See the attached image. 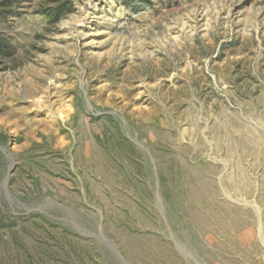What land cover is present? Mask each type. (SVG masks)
<instances>
[{
  "label": "rangeland",
  "instance_id": "obj_1",
  "mask_svg": "<svg viewBox=\"0 0 264 264\" xmlns=\"http://www.w3.org/2000/svg\"><path fill=\"white\" fill-rule=\"evenodd\" d=\"M0 146V264H264V0H0Z\"/></svg>",
  "mask_w": 264,
  "mask_h": 264
},
{
  "label": "water",
  "instance_id": "obj_2",
  "mask_svg": "<svg viewBox=\"0 0 264 264\" xmlns=\"http://www.w3.org/2000/svg\"><path fill=\"white\" fill-rule=\"evenodd\" d=\"M0 149L3 150L5 153L8 154V152H7V148H5L4 146H0ZM8 184H9V182H8V175H7V176L4 178V180H3L2 189H3L4 193H5V195H6L7 197L10 198L11 195H10V192H9V190H8ZM50 204H55V203L51 202V203H47V204H42L40 207H44V206H47V205H50ZM56 204H57V203H56ZM112 248L114 249L115 253L120 257V255L118 254L116 248L113 247V246H112ZM121 260H122V259H121Z\"/></svg>",
  "mask_w": 264,
  "mask_h": 264
}]
</instances>
